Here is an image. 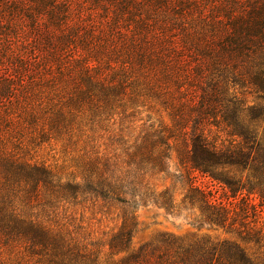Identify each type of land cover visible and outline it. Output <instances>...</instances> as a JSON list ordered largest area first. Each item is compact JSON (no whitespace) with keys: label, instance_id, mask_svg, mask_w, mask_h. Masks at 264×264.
<instances>
[{"label":"trees","instance_id":"obj_1","mask_svg":"<svg viewBox=\"0 0 264 264\" xmlns=\"http://www.w3.org/2000/svg\"><path fill=\"white\" fill-rule=\"evenodd\" d=\"M33 2L37 16L49 9L43 53L16 57L0 79V264H264V105L234 87L243 79L264 94V69L236 58L248 39L263 41L264 4L227 13L214 45L184 24L181 37L163 25L74 26L68 3ZM123 2L124 12L138 0ZM147 106L171 124L144 120ZM54 143L71 149L60 165L37 151ZM193 172L236 202L214 199ZM148 206L187 212L227 237L161 234L134 245L137 211ZM88 212L113 228L87 230Z\"/></svg>","mask_w":264,"mask_h":264},{"label":"rangeland","instance_id":"obj_2","mask_svg":"<svg viewBox=\"0 0 264 264\" xmlns=\"http://www.w3.org/2000/svg\"><path fill=\"white\" fill-rule=\"evenodd\" d=\"M56 1L53 0L54 5L58 4ZM62 1L70 5L74 26L79 24L86 26L90 23L91 26L96 25L108 29L113 26L115 21L116 23L119 21V27L122 28L126 26L134 28L136 23L148 24L156 28L163 25L173 33L172 35L181 37L182 31L179 25L184 24L190 26V29L196 35L204 33L214 45H217L219 37H222L224 26L228 24L226 22L227 13L234 15V17L246 15L252 7L264 4V0H167L169 4L165 8H159L158 0H138L135 5L132 4L129 7L130 10L123 12L116 6L118 2H123V0H100L101 2H98L99 0ZM42 4L49 6L48 1L42 2ZM121 4H124V2ZM39 7L40 4H35L33 0H0V79L7 78L11 62L16 57L33 60V53H36V58L43 53L41 51L42 38L47 32L46 28L49 27L48 18L46 17L49 9L45 10L46 12L44 11L45 14L37 16L36 11ZM122 7L124 6L122 5ZM162 9H165L168 13L161 11ZM140 12H142L143 18L138 19ZM35 15L36 18H34ZM51 30L56 31L55 29ZM260 42L259 47L262 49L264 39ZM253 45L252 39H248L247 43L242 45L244 46V50H241L242 54L239 53L240 55L236 56L239 61L238 67L252 71L264 69L262 50ZM200 59L201 61L204 60L201 57ZM234 87L239 93H242L250 105L257 102L264 105V101L257 99L264 94L257 93L254 86L249 84L248 81L241 79L235 83ZM141 117L144 120L150 117L153 122L161 120L166 124H171L170 116L158 106L145 107L142 109ZM1 129H4V126H1ZM37 151L40 152L39 156L42 159L48 160L49 164L58 161L60 165L64 163V160L71 158V149L64 150L61 143L44 145ZM177 162L176 158L172 159L170 162L171 171L175 172L177 170ZM193 177L196 185L211 193L214 199L226 204L236 202L229 198L230 194L225 187L213 179L198 172H193ZM242 197L240 196L239 199ZM83 220L86 229L92 231H109L114 225L109 220L99 221V216H94L89 212ZM137 222L138 227L133 237L134 245L150 241L161 234H170L180 238L210 236L223 239L227 237L221 230L194 226L190 223L187 212L183 211L178 215H171L156 206L138 209ZM250 252H255V248Z\"/></svg>","mask_w":264,"mask_h":264}]
</instances>
